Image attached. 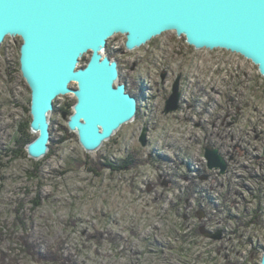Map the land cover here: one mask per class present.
<instances>
[{
    "label": "rangeland",
    "instance_id": "374dc122",
    "mask_svg": "<svg viewBox=\"0 0 264 264\" xmlns=\"http://www.w3.org/2000/svg\"><path fill=\"white\" fill-rule=\"evenodd\" d=\"M124 42L113 36L105 54L136 95L135 119L88 153L65 130L75 98L60 96L48 116L52 152L39 160L18 145L31 119L21 39L1 44L0 264H259L264 79L257 67L223 49L195 50L174 32L132 51ZM177 78L179 109L164 114ZM206 147L224 159L223 174L208 168ZM128 156L129 170L105 166ZM218 231L220 239L208 236Z\"/></svg>",
    "mask_w": 264,
    "mask_h": 264
},
{
    "label": "water",
    "instance_id": "95a60500",
    "mask_svg": "<svg viewBox=\"0 0 264 264\" xmlns=\"http://www.w3.org/2000/svg\"><path fill=\"white\" fill-rule=\"evenodd\" d=\"M165 32L184 37L195 50L238 54L264 79V0H0V46L7 37L21 39L19 69L30 90L29 129L36 137L25 146L27 157L39 160L49 151L48 116L60 96L75 98L67 128L85 152L97 151L132 122L138 100L119 82L117 60L105 54L107 42L123 35L124 49L132 51ZM179 99L177 78L164 114L177 111ZM205 158L209 169L226 171L216 149L206 147ZM208 236L220 239V231Z\"/></svg>",
    "mask_w": 264,
    "mask_h": 264
},
{
    "label": "trees",
    "instance_id": "16d2710c",
    "mask_svg": "<svg viewBox=\"0 0 264 264\" xmlns=\"http://www.w3.org/2000/svg\"><path fill=\"white\" fill-rule=\"evenodd\" d=\"M109 57L110 58H114L111 55H109ZM127 92H129L133 96H136L129 89L127 90ZM65 112L70 115L72 113V106L67 105V110ZM30 121H31V119H30ZM30 121H28V122H26V123H24L23 125L20 126V129L21 130L23 129L25 131V132H23V133H25L24 138L21 141L18 142V145H19L21 150L26 146V144L30 143L31 141H33L35 139V137H30V135H29V131H30L29 124H30ZM65 130L69 131L67 127L65 128ZM49 147L50 148H49L48 154H49V152H52L51 151V146H49ZM24 152L26 154V151H24ZM134 164H135L134 159H132L130 156H128L127 158L121 160V162L119 164L106 163L105 166L108 167L113 172H120V171H124V170H129L130 168L134 167Z\"/></svg>",
    "mask_w": 264,
    "mask_h": 264
},
{
    "label": "bare ground",
    "instance_id": "6f19581e",
    "mask_svg": "<svg viewBox=\"0 0 264 264\" xmlns=\"http://www.w3.org/2000/svg\"><path fill=\"white\" fill-rule=\"evenodd\" d=\"M69 87H71V85H69ZM70 95H73V94H70ZM66 113V112H65ZM137 113H138V110L136 111V114H135V116H137ZM134 119H135V117H134ZM19 132H20V130H19ZM22 133V132H21ZM23 134V133H22ZM48 145H49V143H48ZM209 146V145H208ZM48 154V152L46 153V155ZM257 220V219H256Z\"/></svg>",
    "mask_w": 264,
    "mask_h": 264
},
{
    "label": "flooded vegetation",
    "instance_id": "af4514ba",
    "mask_svg": "<svg viewBox=\"0 0 264 264\" xmlns=\"http://www.w3.org/2000/svg\"><path fill=\"white\" fill-rule=\"evenodd\" d=\"M126 89L128 90V88L126 87Z\"/></svg>",
    "mask_w": 264,
    "mask_h": 264
}]
</instances>
